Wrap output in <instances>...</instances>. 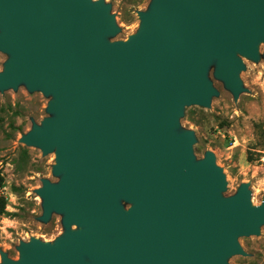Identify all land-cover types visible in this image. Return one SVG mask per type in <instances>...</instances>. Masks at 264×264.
Returning <instances> with one entry per match:
<instances>
[{"label": "water", "instance_id": "1", "mask_svg": "<svg viewBox=\"0 0 264 264\" xmlns=\"http://www.w3.org/2000/svg\"><path fill=\"white\" fill-rule=\"evenodd\" d=\"M102 1L0 0V89L24 82L52 94L54 113L20 142L54 151L57 183L37 192L44 215L62 211L56 244L34 238L0 264H226L240 235L264 223L250 191L221 197L213 153L194 162L191 131L174 133L185 105L215 90L204 67L238 96L236 52L256 57L264 0H153L142 30L107 42L116 27ZM131 206L124 208L120 200Z\"/></svg>", "mask_w": 264, "mask_h": 264}, {"label": "rangeland", "instance_id": "2", "mask_svg": "<svg viewBox=\"0 0 264 264\" xmlns=\"http://www.w3.org/2000/svg\"><path fill=\"white\" fill-rule=\"evenodd\" d=\"M102 1L112 16L116 31L107 35V42L127 40L142 30L141 12L151 9L153 0H91ZM256 57L236 52L242 66L237 77L240 92L237 97L224 80L215 75L216 60L205 67V77L215 92L207 106L185 105L178 118L175 134L191 131L194 162L213 153L221 168L225 189L221 197L235 194L242 183L248 185L252 206L264 200V38L255 44ZM10 57L0 50V71ZM52 94L39 87L31 90L24 82L15 88L0 89V173L4 183L0 196L6 201L0 214V263L2 254L19 258L21 243L36 238L45 244H56L65 234L80 230L76 224L65 225L62 211L53 210L43 219V198L37 189L43 181L57 183L62 173H55L54 151L43 153L41 147L20 142L33 125L55 114L48 111ZM124 208L131 206L121 199ZM238 243L245 254L235 253L226 264H264V223L256 234L240 235Z\"/></svg>", "mask_w": 264, "mask_h": 264}, {"label": "trees", "instance_id": "3", "mask_svg": "<svg viewBox=\"0 0 264 264\" xmlns=\"http://www.w3.org/2000/svg\"><path fill=\"white\" fill-rule=\"evenodd\" d=\"M4 183V178L2 176V174L0 173V187L3 185ZM5 206H6V201L3 197L0 196V214L5 213Z\"/></svg>", "mask_w": 264, "mask_h": 264}]
</instances>
